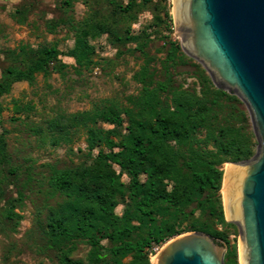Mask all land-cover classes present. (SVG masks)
Here are the masks:
<instances>
[{"label":"trees","instance_id":"16d2710c","mask_svg":"<svg viewBox=\"0 0 264 264\" xmlns=\"http://www.w3.org/2000/svg\"><path fill=\"white\" fill-rule=\"evenodd\" d=\"M135 2L126 0L118 8L127 12ZM165 19L168 33L163 35L162 78H155L151 57L141 51L143 64L134 74L140 88L127 96L126 106L110 103L56 113L31 128L38 135L47 133L52 145L68 140L78 127L85 133L88 159L74 167L50 166L41 184L47 185V196L57 198L54 205L44 202L36 211L38 220L44 209L47 212L42 231L48 246L56 250V264H100L106 257L112 264H150V249L187 230L224 241V263L237 264L235 247L228 245L224 231L213 223L231 225L223 217L218 166L253 155L256 140L249 115L235 94L217 88L201 64L170 38L168 10L163 11ZM92 52L83 30L68 53L86 66ZM58 54L54 45L38 47L27 68L14 78L33 85L37 73L48 74ZM186 61H192L199 72V90L175 83L173 72ZM8 88L0 82V96ZM25 178L27 183L33 181L30 172ZM119 203H123L121 214L115 212ZM8 213L20 217L12 209ZM103 239L107 246L101 243ZM80 241L89 245L86 261L72 257ZM126 256L130 260L124 263Z\"/></svg>","mask_w":264,"mask_h":264},{"label":"rangeland","instance_id":"374dc122","mask_svg":"<svg viewBox=\"0 0 264 264\" xmlns=\"http://www.w3.org/2000/svg\"><path fill=\"white\" fill-rule=\"evenodd\" d=\"M135 1L124 12L118 5H125L126 0H0V82L9 85L0 96V264H56V250L48 246L42 231L47 212L44 209L38 220L36 211L44 202L54 205L57 198L47 196L48 187L41 184L46 181L50 166L74 167L88 159L83 127L56 145L49 143L47 133L38 135L31 128L56 113L110 103L126 106L127 96L140 88L134 74L143 64L141 51L151 57L155 78H162L163 35L168 33V22L162 20L164 10L171 16L169 36L180 44L173 24L172 0L145 4ZM83 30L93 48L91 63L86 66L76 63L68 53ZM42 45H54L59 52L58 61L51 64L48 74L37 73L33 85L15 79V73L27 68L35 50ZM173 73L176 84L199 90V72L192 61L176 66ZM248 124L251 127L249 119ZM97 125L111 128L100 122ZM229 162L223 161L218 167ZM29 172L33 181L27 183ZM122 179L127 180L124 174ZM219 195L224 220L231 225L213 226L224 231L240 264L238 228L226 220ZM9 209L20 217H11ZM122 209L123 203H119L115 212L121 214ZM185 232L190 230L182 233ZM101 243L108 245L105 239ZM164 243L148 251L149 259ZM88 250L89 245L80 241L72 257L86 261ZM106 259L100 264H112ZM129 260L130 256L122 259L124 263Z\"/></svg>","mask_w":264,"mask_h":264},{"label":"water","instance_id":"95a60500","mask_svg":"<svg viewBox=\"0 0 264 264\" xmlns=\"http://www.w3.org/2000/svg\"><path fill=\"white\" fill-rule=\"evenodd\" d=\"M172 16L182 51L248 112L256 149L223 171L225 217L238 228L240 264H264V0H172ZM225 250L190 231L165 242L150 264H225Z\"/></svg>","mask_w":264,"mask_h":264},{"label":"bare ground","instance_id":"6f19581e","mask_svg":"<svg viewBox=\"0 0 264 264\" xmlns=\"http://www.w3.org/2000/svg\"><path fill=\"white\" fill-rule=\"evenodd\" d=\"M223 171L225 173H228V168H229V164H224L223 165ZM225 178L223 179L221 186H220V194L222 196V201H223V206H224V211H225V215L227 216V202H226V183H225ZM155 256V255H154ZM154 256H152L150 259L152 260L154 258ZM239 261H240V254H239Z\"/></svg>","mask_w":264,"mask_h":264}]
</instances>
